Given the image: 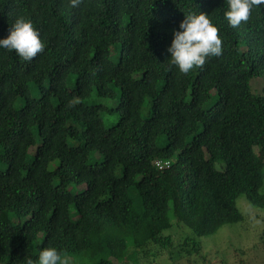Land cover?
<instances>
[{"label": "trees", "instance_id": "1", "mask_svg": "<svg viewBox=\"0 0 264 264\" xmlns=\"http://www.w3.org/2000/svg\"><path fill=\"white\" fill-rule=\"evenodd\" d=\"M227 9V0H0V40L22 16L46 45L31 62L0 48V264L48 247L74 264L161 255L174 264L176 249L191 261L201 238L244 220L239 196L264 209V88L251 91L264 77V5L239 28ZM200 12L219 27L223 54L183 75L167 49L186 13ZM114 88L116 108L84 103L94 92L113 99ZM105 112L116 125L105 127ZM175 223L193 233L178 247L165 235Z\"/></svg>", "mask_w": 264, "mask_h": 264}, {"label": "clouds", "instance_id": "2", "mask_svg": "<svg viewBox=\"0 0 264 264\" xmlns=\"http://www.w3.org/2000/svg\"><path fill=\"white\" fill-rule=\"evenodd\" d=\"M85 0H70L71 8H78ZM264 5V0H227L228 9L224 13L229 25L239 28L252 19L253 10ZM182 31H174V39L167 51L171 54L170 67H176L183 75L194 69H203L212 57L223 54V40L220 29L214 25L208 15L200 12L186 13L180 23ZM45 42L31 20L19 17L15 20L10 35L0 40V48L15 53L22 61L31 62L45 51ZM76 99L68 102V108H74ZM26 264H71L70 258L54 247L44 248L38 259L28 258Z\"/></svg>", "mask_w": 264, "mask_h": 264}, {"label": "rangeland", "instance_id": "3", "mask_svg": "<svg viewBox=\"0 0 264 264\" xmlns=\"http://www.w3.org/2000/svg\"><path fill=\"white\" fill-rule=\"evenodd\" d=\"M119 52V50L117 51ZM118 53H113L112 57L115 61ZM75 78L72 77L69 81V85L74 84ZM264 88V77L257 78L252 81L251 91L253 95H260ZM115 97L113 99L100 98L95 92L84 103L88 105L102 104L109 108H116L121 92L119 88H114ZM216 101V92H213V97L209 103L205 105V108L212 106ZM150 108L148 105L143 110V116L149 115ZM105 127L110 128L117 124L118 114L105 112L102 114ZM39 141V139H37ZM37 146H34L29 151V160H31L36 151ZM101 156L96 154L91 158V162L94 159H100ZM264 163V160L261 159ZM58 165V161H54L49 166L50 170H55ZM217 170L222 171L225 167L223 162L215 164ZM264 175V167H263ZM86 188V184L72 185L71 189L76 192L83 191ZM264 191V189H263ZM237 206L244 216V220L234 225H226L221 228L215 235L201 238L199 241L202 244L203 250L200 255H194L191 261L183 256L180 259L178 255V249L170 251L173 254L174 264H264V209L258 208L250 204L244 195L239 196L237 200ZM71 216L76 218L75 210H72ZM9 221L13 224L23 222V219H19L15 215L9 216ZM165 235H171L174 239L175 246L178 245L188 236L193 237L192 231L176 223L170 230L165 232ZM71 264H74L70 260ZM172 262V261H171ZM157 264H169L168 256H158L156 258ZM173 264V262H172Z\"/></svg>", "mask_w": 264, "mask_h": 264}, {"label": "built area", "instance_id": "4", "mask_svg": "<svg viewBox=\"0 0 264 264\" xmlns=\"http://www.w3.org/2000/svg\"><path fill=\"white\" fill-rule=\"evenodd\" d=\"M170 163H163L162 161L161 162H158L157 163V166L160 168V169H163V168H166V167H169Z\"/></svg>", "mask_w": 264, "mask_h": 264}]
</instances>
